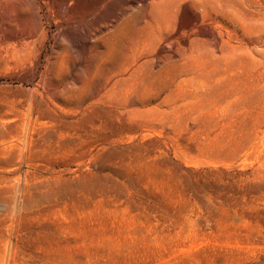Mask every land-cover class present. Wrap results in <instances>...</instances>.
Wrapping results in <instances>:
<instances>
[{
	"label": "rangeland",
	"instance_id": "1",
	"mask_svg": "<svg viewBox=\"0 0 264 264\" xmlns=\"http://www.w3.org/2000/svg\"><path fill=\"white\" fill-rule=\"evenodd\" d=\"M82 1L0 10V264H264V0Z\"/></svg>",
	"mask_w": 264,
	"mask_h": 264
},
{
	"label": "bare ground",
	"instance_id": "2",
	"mask_svg": "<svg viewBox=\"0 0 264 264\" xmlns=\"http://www.w3.org/2000/svg\"><path fill=\"white\" fill-rule=\"evenodd\" d=\"M54 1V0H53ZM59 1L60 7L62 10L59 12V20L63 19L61 12H63L64 8H69L72 4H76L77 7L81 5L82 0H57ZM90 2L102 6L104 4V0H89ZM6 4V0H0V10L4 8ZM75 6V5H74ZM76 7V8H77ZM61 9V8H60ZM67 10V9H66ZM65 10V11H66ZM69 10V9H68ZM18 113H22L24 116H19L16 111H12V113L4 112L0 114V137H7L9 138V134H12V138H9L10 141L2 140V145L0 150L6 151L9 148L15 147L18 148L21 144L20 141L24 140V137L27 135L28 131V123L27 119L29 118L26 112H21L18 110ZM12 118V119H11ZM16 120L13 125L9 126L8 128L7 121ZM13 123V122H12Z\"/></svg>",
	"mask_w": 264,
	"mask_h": 264
}]
</instances>
